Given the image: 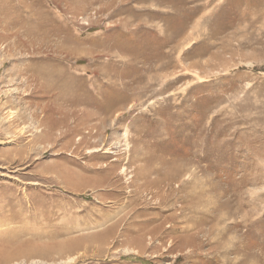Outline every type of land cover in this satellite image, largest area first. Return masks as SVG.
I'll return each instance as SVG.
<instances>
[{"label": "rangeland", "instance_id": "1", "mask_svg": "<svg viewBox=\"0 0 264 264\" xmlns=\"http://www.w3.org/2000/svg\"><path fill=\"white\" fill-rule=\"evenodd\" d=\"M69 110L80 134L39 137ZM18 202L0 227L46 232L23 236L62 248L44 264H264V0H0V211Z\"/></svg>", "mask_w": 264, "mask_h": 264}, {"label": "bare ground", "instance_id": "2", "mask_svg": "<svg viewBox=\"0 0 264 264\" xmlns=\"http://www.w3.org/2000/svg\"><path fill=\"white\" fill-rule=\"evenodd\" d=\"M37 75L39 77H41L42 75H45V74L44 73H38V74H36V76ZM46 77H47V75H46ZM36 78H38V77H36ZM52 78H53L52 80L44 82V87H46V89L49 88L50 90L52 89V90L56 91V93H55L56 95H54V97L55 96H57V97L54 98V101L61 100L60 101L61 103H59L58 106H57L58 108L55 107L56 108L55 113L56 112L57 113H59V112L64 113V112L67 111V109L64 107V105H66L65 102L67 101V100L65 101V96L68 95L66 93L70 92V87L69 86L71 85L70 81L72 82V79L71 78L68 79L67 74L65 72L64 73L63 72L57 73V76L52 77ZM50 90H49V92H50ZM76 99H78V98H75V100ZM75 100H74V102H75ZM68 105H69V103H68ZM70 105H71V103H70ZM71 106H73V104ZM73 114H74V110H69L66 115H64L61 118H56L55 120L49 119L50 116H47V115L43 116V119L42 118H38L37 114L34 115L38 125L42 126V130H41V132L39 134V137L40 138H45L46 140L50 139V136H52V131L54 129H56V128H64V131H62L61 134L62 135L64 134L65 136H69L70 137L73 134H75L76 132H79V134H80V132H82V131H80L81 130L80 124L84 123L85 120L83 121V117L86 114L84 116L82 114H79V115H82L83 117L81 116L80 119H78L77 121L75 120V117L73 118ZM77 115H76V117H77ZM71 118L73 120L72 122H70ZM60 135H58V136H60ZM82 135L83 134L81 133V136ZM88 135H90V134H88ZM84 137L85 136L83 135V138ZM85 138H87V137H85ZM80 139H82V138H80ZM70 141H72V139ZM20 160H22V159H20ZM17 205H20L21 207L23 206L22 203L20 204L19 202L15 203V205L11 204L9 206V208H7V210L5 208V211H0V217H8L9 216V217H12L14 219V217H17L19 215L18 216L19 218L18 217L17 218H18V220L21 223L26 221L29 218V216H27V213L25 211L22 212L21 214L20 213L18 214V212L20 210V207H19L18 210H16L15 208H16ZM20 222H18V223H20ZM1 224H4V223H1ZM0 226H2V225H0ZM7 226L3 227V228L0 227V264H28V262H30L32 264H44L46 260H53L52 258L55 257V256H53L54 255L53 252L54 253L55 252L58 253L57 255L59 256V254L62 253L61 251H63L62 248H60L58 246H51L52 248H54L53 252H52L49 248L43 249V247L41 245H37V243H34V242H29L28 240L25 241L24 240L25 238L23 239V236H25L27 233H30L31 234V238H35V239L39 240V239H42L43 237L46 236V232L44 233V232H41V231H33L32 229H28L26 226H24V224H17L14 227L12 225H7ZM31 238H29V239L31 240ZM26 239H28V237Z\"/></svg>", "mask_w": 264, "mask_h": 264}]
</instances>
